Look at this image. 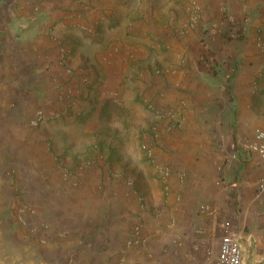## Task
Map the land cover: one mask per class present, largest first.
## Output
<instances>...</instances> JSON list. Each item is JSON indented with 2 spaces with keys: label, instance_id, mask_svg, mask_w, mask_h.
Masks as SVG:
<instances>
[{
  "label": "crops",
  "instance_id": "crops-1",
  "mask_svg": "<svg viewBox=\"0 0 264 264\" xmlns=\"http://www.w3.org/2000/svg\"><path fill=\"white\" fill-rule=\"evenodd\" d=\"M174 1L0 0V264H221L230 230L243 264H264V119L246 108L236 132L224 93L248 77L240 58L264 65V0H197L179 39L155 23ZM158 37L174 60L161 77L147 56L154 86L128 94L125 52ZM139 93L150 108H131ZM38 106L59 115L30 130ZM16 190L35 236L3 218Z\"/></svg>",
  "mask_w": 264,
  "mask_h": 264
},
{
  "label": "rangeland",
  "instance_id": "rangeland-1",
  "mask_svg": "<svg viewBox=\"0 0 264 264\" xmlns=\"http://www.w3.org/2000/svg\"><path fill=\"white\" fill-rule=\"evenodd\" d=\"M195 1V2H194ZM175 0L174 4H179L180 6L176 7L173 6V16H170L168 19L163 18L159 21H156L155 23L158 24V26L164 25V28L166 27H171V30H167V32L173 33V37L179 39V35H181L182 32H187L185 28L187 25L191 22H188V17L186 16L185 13H183L182 9H195L200 4L197 2V0ZM185 5V6H184ZM139 21H137L138 26L136 28H133L130 33L133 36H139L141 33L142 25L139 26ZM114 25V23H113ZM156 42L161 45L158 46V48H155L154 46H148L144 47V51L141 53H138L137 51H132L129 49L126 53L128 55L126 57V60L129 62V69L128 71L124 74L123 77V82L127 86L124 88L125 90L129 89L128 94H138L137 90H142L143 88V94L148 95L146 92L147 90H150L152 86L151 83L149 84L147 74L143 71V68H145L146 62H144L150 54L152 55H157L158 60L156 62L150 64L149 71H151L152 75H159L163 77L164 72L168 70V67L164 65L161 60V54H166L164 55V60L167 62L168 57L173 56V60L175 58L174 53H168L170 46H165L163 45V42H165V39L163 37H158ZM136 42V43H133ZM130 43L132 46L134 44H137V41L135 39L131 40ZM173 52H175V48L173 46ZM264 54V49L262 51ZM240 66L239 67V72L242 75H245L247 79L243 78L242 76V81L240 83V86H238V81L234 79L233 83L225 89L224 93L228 94V100L230 102V108L235 110V112L238 113V117H236V120L233 123V127H235V131L238 132L239 127L241 128V125L243 124V114L244 110L246 108H250L254 110V112L258 113V119H264V65L258 69L257 71H254L252 67H250L248 59H244L243 57L240 58ZM136 64V65H135ZM135 66V68H134ZM174 62H173V69H174ZM163 71V72H159ZM151 76V75H150ZM249 76H251L252 80H249ZM138 81L142 82L145 85H142ZM154 81V80H153ZM136 85V86H133ZM233 89H235L233 91ZM235 91H239V93L234 94ZM250 92H252V95H250ZM141 94L139 93V96H136L135 99L130 100V106L132 109L136 111V108L140 105H138V102H141L142 105H144L146 108H150L151 101H148V97H144L143 99H140ZM115 111L119 114L122 115V111H119L118 109H115ZM258 128H262V126H257ZM31 130V128H28ZM24 131V128H22ZM70 176L74 175L75 172H73V169H69L67 171ZM67 178V176H66ZM18 189V188H17ZM14 200L15 204L14 206L10 209V211L5 214L3 213V218L4 220L7 221V223L10 225L12 230H17L23 234L25 233L26 236L32 237L34 235L33 229H31L30 226V216H31V210L29 205L26 204L25 201V196H23V192L20 190H16L14 193ZM17 203V204H16Z\"/></svg>",
  "mask_w": 264,
  "mask_h": 264
},
{
  "label": "built area",
  "instance_id": "built-area-1",
  "mask_svg": "<svg viewBox=\"0 0 264 264\" xmlns=\"http://www.w3.org/2000/svg\"><path fill=\"white\" fill-rule=\"evenodd\" d=\"M68 71L73 73L74 70L69 68ZM163 72V71H159ZM59 114L57 112H49L43 106H38L34 110L33 114L29 117L27 124L29 128L38 129L50 118H56ZM181 124V121H178L176 125ZM250 149L258 152L264 160V128H258L256 131V138ZM149 156L151 159H154V154L152 151H149ZM163 174L170 173H180L184 174V171L171 169L169 167H164L162 169ZM67 178L70 174L67 172ZM260 190L264 193V172L259 184ZM138 225L135 226V231L138 230ZM240 233L236 230H230L223 238L220 250H219V262L221 264H243V251L240 244Z\"/></svg>",
  "mask_w": 264,
  "mask_h": 264
}]
</instances>
